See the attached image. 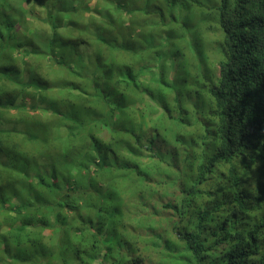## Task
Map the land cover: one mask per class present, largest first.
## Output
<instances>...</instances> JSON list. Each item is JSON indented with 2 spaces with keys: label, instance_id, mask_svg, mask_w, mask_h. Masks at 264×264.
Listing matches in <instances>:
<instances>
[{
  "label": "clouds",
  "instance_id": "9594fccd",
  "mask_svg": "<svg viewBox=\"0 0 264 264\" xmlns=\"http://www.w3.org/2000/svg\"><path fill=\"white\" fill-rule=\"evenodd\" d=\"M257 24L255 0L0 5V264H264V191L226 194L218 132Z\"/></svg>",
  "mask_w": 264,
  "mask_h": 264
},
{
  "label": "trees",
  "instance_id": "16d2710c",
  "mask_svg": "<svg viewBox=\"0 0 264 264\" xmlns=\"http://www.w3.org/2000/svg\"><path fill=\"white\" fill-rule=\"evenodd\" d=\"M7 0H0L3 5ZM43 4L46 0H38ZM264 11V0H255ZM256 27L264 35V25ZM241 44L235 76L226 77L222 90L217 94L222 116L224 155L231 161L232 176L226 185V194L232 189L246 195V189L258 185L264 191V46L259 59L243 55ZM259 63V67H257ZM37 134H43L37 130ZM240 197L237 196L236 199ZM250 206V202H245ZM223 264V262H221Z\"/></svg>",
  "mask_w": 264,
  "mask_h": 264
}]
</instances>
